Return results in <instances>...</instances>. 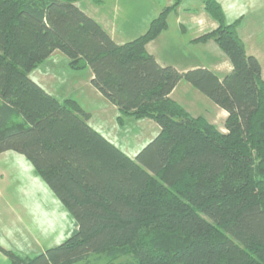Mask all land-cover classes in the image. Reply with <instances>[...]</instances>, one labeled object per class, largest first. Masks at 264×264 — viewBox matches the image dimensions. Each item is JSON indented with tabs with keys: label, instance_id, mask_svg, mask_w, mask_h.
Returning <instances> with one entry per match:
<instances>
[{
	"label": "trees",
	"instance_id": "obj_1",
	"mask_svg": "<svg viewBox=\"0 0 264 264\" xmlns=\"http://www.w3.org/2000/svg\"><path fill=\"white\" fill-rule=\"evenodd\" d=\"M0 0V154H20L72 216L62 244L35 256L4 251L12 264H264V76L240 21L204 0L214 40L232 70L181 73L147 45L169 27L180 1L138 38L118 44L76 3ZM102 4L106 0H92ZM59 51L125 117L160 128L135 158L89 123L74 99L58 100L30 75ZM185 79L228 112L226 132L171 97Z\"/></svg>",
	"mask_w": 264,
	"mask_h": 264
},
{
	"label": "rangeland",
	"instance_id": "obj_2",
	"mask_svg": "<svg viewBox=\"0 0 264 264\" xmlns=\"http://www.w3.org/2000/svg\"><path fill=\"white\" fill-rule=\"evenodd\" d=\"M86 1L93 3L92 0ZM142 1L149 3L146 0ZM178 1H181L178 6L183 7V11H185L191 6L198 7L197 1L199 0H175V3ZM237 2V5L241 8L245 0H237ZM254 2V10H251L252 6L248 8V5H245L246 7L243 6L244 8L241 9L242 12L244 11L243 13H246V24L242 29V35L247 40L249 52L256 50L255 54H250L256 55L264 66V12L258 8L259 3L257 4V1ZM226 8L228 16L231 18L229 20H233L232 7ZM173 17H175L174 14L170 13L168 22L173 20ZM260 22H263V25H259ZM253 34L254 37H252ZM250 38L252 39L249 43ZM160 43L164 45L161 41ZM185 44L182 41L178 43L170 42V46H175L176 48L172 47L170 48L171 50L167 49L169 51L163 52V56H166L163 58L170 63L179 62L176 56L168 57V52L174 53L178 48L183 53H190L189 57H187L188 63H186V66L198 64L196 62L200 60V57L197 56L200 55L199 47L201 46L194 45V48H191L190 43ZM203 60H206V58ZM182 61L183 59H180V62ZM45 72L48 75L43 77ZM37 74L43 78L44 86L49 94L60 101L65 99L76 100L90 114L91 126L130 157L135 158L157 136L156 128L158 125L154 120L125 117L123 124H120L118 122L119 111L114 110L111 103L105 98L100 99L92 94L93 86L90 82L91 69H72L69 66L68 57L62 52H58L50 64L41 66ZM183 83L188 82L185 81ZM183 85L180 87V93L184 92ZM208 103H202L204 109L209 108L211 102ZM148 121H152V123ZM28 163L30 162L28 161ZM24 164V162L13 155H10L8 158H0V166L4 167L9 173V183L5 193L25 203L21 210L17 209L16 215L12 213L9 215L8 212L1 213L0 222L6 223L9 232L0 229V246L6 251H12L20 256H35L48 248L62 244L72 235L75 224L72 216L58 201L52 190L49 187L46 188L44 180L37 175L31 163L25 166ZM33 177H37L36 179L39 180L40 184H36L32 179ZM2 189L3 192L6 187L2 186ZM40 198H42V201ZM34 221L47 224L48 230L38 232L37 236L33 235L29 227ZM34 231L37 232V229ZM36 237L37 241H35ZM0 258V264H12L11 258L2 250H0ZM129 261L130 259L128 258H120L115 264H128ZM77 264L108 263L105 256L95 255L89 261Z\"/></svg>",
	"mask_w": 264,
	"mask_h": 264
},
{
	"label": "crops",
	"instance_id": "obj_3",
	"mask_svg": "<svg viewBox=\"0 0 264 264\" xmlns=\"http://www.w3.org/2000/svg\"><path fill=\"white\" fill-rule=\"evenodd\" d=\"M141 1L142 0H106L102 4H96L93 1H92L93 3H91L90 1L81 0L76 4L82 10H84L89 16L93 17L96 21H98L110 33L112 38L118 44H124L143 35L147 31L150 23L160 15L163 9L175 4V0H146L149 1V3H146L144 1L141 2ZM254 1H257V4L259 3L258 8L260 9V11L264 12L263 11L264 0H245L241 8L239 7V5H237L238 3L237 0H219V2L221 3L224 9L227 21L230 23L237 20L240 21L238 30L241 38L243 39L246 45L248 54L254 53L256 50L249 52L247 46V40L242 35V29L246 24L245 23L246 13H243L244 11L242 12L241 9L244 8L243 6L248 5V8L252 6L253 8L251 10H254L255 9ZM197 2H198V7L191 6L189 7V9L183 11L184 8L178 6L175 10H173V12L171 13L174 14L175 17H173V20H170L168 29L164 30L158 36V38L149 42L147 45V50L149 53L153 54L156 57V59L161 65L163 66L172 65L173 67L178 69L181 73H184L193 68L207 67L213 71H216L220 75H224L230 72L233 67L229 59L225 55V53L218 46V44L214 40H209L207 42L196 41V39L199 38L200 36L218 27V23L212 17H210V15L205 10L204 0H199ZM226 7L229 8L232 7L233 20H229L231 18H229L228 16ZM259 25H263V22H260ZM252 37H254V34L252 35ZM251 39L252 38L249 39V43ZM160 41L164 43V45L161 44ZM179 41H182L186 44L190 43L191 48H194V45L201 46L199 47L200 55L197 56L200 57V60L196 62L198 64L186 66V63H188L187 57H189L188 55L190 53H183V51H180V49L178 48H177L178 52L177 51L174 53H171V51L168 52L169 53L168 57L176 56V58L179 59V62L170 63L163 58L166 57L163 56V52L169 51L167 49L175 47V46L171 47L170 42L178 43ZM58 52L59 51L54 52V54L48 60L43 62L30 74L32 78L36 80L40 85H42L45 90L46 88L44 86L43 78L41 77V75H38L37 72L41 68V66L50 64ZM204 58H206V60H203ZM180 59H183V61L180 62ZM262 67H263V76H264V66L262 65ZM46 75H48L47 72L44 73L43 77H46ZM92 78H93V72L91 71L90 82ZM185 81L186 80L183 79L177 85V87L171 93V97L177 102H179L182 106H184L186 110L193 116L195 117L203 116L209 122L217 126L221 131L226 132L225 122L228 117V112L222 109L221 107L217 106L206 95H204L202 92L196 89L190 82L187 81L188 83H183ZM182 84H184L183 85L184 92L182 91V93H180L179 90ZM92 94L100 99L105 98L94 86L92 89ZM203 102L206 103L211 102L210 103L211 105L209 106L208 109L203 108L202 106ZM111 106L113 107L114 110L118 111L117 107L112 103ZM90 121H91V116L89 118V123ZM148 122L152 123V121H148ZM156 129L158 134L160 131L159 126H157ZM10 155L16 156V158L24 162L25 163L24 166L26 164H30L28 163V161L24 156L11 151L0 154V158H8ZM8 176L9 173L7 172V170L4 167L2 168L0 166V217H1V213L3 212H8L9 215L11 213L13 215H16L17 209L21 210L22 206L25 205L23 201L21 202L17 200L16 197L10 196L9 194L5 193V191H7V187L9 183ZM36 178L37 177H33L32 179L35 181L36 184H40L39 180ZM2 186L6 187V189H4L3 192H2L3 190ZM40 186L42 187V185ZM46 188H48V186ZM40 200L42 201V198H40ZM9 226L11 225L9 224ZM29 228L31 230V233L33 235L35 234L36 236L38 232L40 231L45 232L48 230L47 224L45 225L41 222H35V221L32 223V225ZM0 229H4L5 231L9 232V230L6 227V223L4 222H0ZM35 229H37V232L34 231ZM35 241H37V237L35 238Z\"/></svg>",
	"mask_w": 264,
	"mask_h": 264
}]
</instances>
